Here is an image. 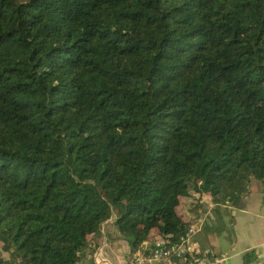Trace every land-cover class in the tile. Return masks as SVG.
<instances>
[{
  "label": "trees",
  "instance_id": "trees-1",
  "mask_svg": "<svg viewBox=\"0 0 264 264\" xmlns=\"http://www.w3.org/2000/svg\"><path fill=\"white\" fill-rule=\"evenodd\" d=\"M263 180L264 0H0V264L177 242Z\"/></svg>",
  "mask_w": 264,
  "mask_h": 264
},
{
  "label": "crops",
  "instance_id": "crops-1",
  "mask_svg": "<svg viewBox=\"0 0 264 264\" xmlns=\"http://www.w3.org/2000/svg\"><path fill=\"white\" fill-rule=\"evenodd\" d=\"M186 198L181 200L178 207L184 217L188 215L187 208L183 210L184 204L189 202ZM190 203L193 217L196 218L193 224L202 223V230L193 237L199 248L212 251L213 255L226 256L224 264H241L243 253L252 251L255 258L250 264H264V180L255 181L237 207L226 204L217 206L207 193L195 194L189 205ZM211 214L216 215L232 229V234L228 237V248L224 252L217 250V242L214 244L206 242L201 245L202 239L199 235L203 231V222L205 217ZM191 217H187L186 220ZM105 230L111 233L110 237L105 234ZM157 232L158 230L154 229L152 236H156ZM113 233L110 221L104 223L100 228L99 246L87 261L79 264H131V247L126 240L116 238ZM225 236L223 234V237ZM95 256L98 257L97 260Z\"/></svg>",
  "mask_w": 264,
  "mask_h": 264
},
{
  "label": "built area",
  "instance_id": "built-area-1",
  "mask_svg": "<svg viewBox=\"0 0 264 264\" xmlns=\"http://www.w3.org/2000/svg\"><path fill=\"white\" fill-rule=\"evenodd\" d=\"M201 230L202 223L191 224L178 241L172 243L156 235L147 247L132 251L131 264H224L226 256L209 257L207 250L195 244L193 237ZM98 257L95 256V260Z\"/></svg>",
  "mask_w": 264,
  "mask_h": 264
},
{
  "label": "rangeland",
  "instance_id": "rangeland-1",
  "mask_svg": "<svg viewBox=\"0 0 264 264\" xmlns=\"http://www.w3.org/2000/svg\"><path fill=\"white\" fill-rule=\"evenodd\" d=\"M189 202L192 201V197H187L186 198ZM184 198L182 199V201ZM189 202L184 204L183 210L187 208L188 215L185 216L187 217H193V208H191L189 205ZM199 233V232H198ZM223 234L225 237H223ZM232 234V229L228 227L227 224H224L220 218L216 217V215L211 214L209 217H205L204 222H203V231L199 235V237L202 239L201 240V245H204L206 242L209 244H214V242H217V250L220 249L222 252H224L229 245L228 242V237H230Z\"/></svg>",
  "mask_w": 264,
  "mask_h": 264
}]
</instances>
